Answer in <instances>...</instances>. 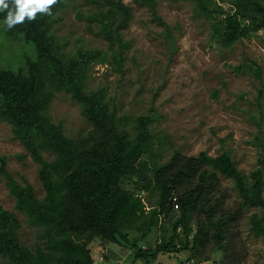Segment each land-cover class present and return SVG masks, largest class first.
<instances>
[{
    "label": "trees",
    "instance_id": "1",
    "mask_svg": "<svg viewBox=\"0 0 264 264\" xmlns=\"http://www.w3.org/2000/svg\"><path fill=\"white\" fill-rule=\"evenodd\" d=\"M134 1L148 7L153 21L165 25L158 0ZM189 1L208 20L213 40L223 47L264 33L263 0L223 1L228 8L218 0ZM65 2L57 0L52 14ZM98 4V12L89 20L108 43L112 62L122 69L130 46L122 32L130 26L133 9L124 0ZM52 14L38 13L32 22L3 28L10 36L22 34L34 50L18 67L0 63V121L12 126L13 138L26 149L18 158L30 156L38 164L45 195L40 198L32 184L17 180L7 168L8 156L0 153V182L5 181L16 199L15 208L27 216L44 242L33 248L24 244L20 218L0 204V258L9 264H94L89 243L98 238L131 247L143 261L159 252L181 250L199 256L216 243L225 264H241L247 253L235 243L234 224L240 210L264 207V154L250 174L239 169L228 151L189 156L175 150L165 160L168 149L154 151V116H137L133 134L121 127L107 89H87L89 68L102 51L78 46L68 54L52 31ZM3 16L0 13V20ZM231 68L238 74L249 70L263 82L262 67L255 62ZM59 92L68 93L80 105L92 125L86 135L95 137L92 143L86 136L68 137L63 123L53 121L50 105ZM262 94L260 90L259 97ZM222 177L234 181L242 197L239 211L227 205L231 196ZM143 191L157 197L155 204L147 205L138 196ZM173 194L179 209L170 202ZM161 222L170 230L163 229ZM156 227L165 232L162 241H155V247L139 245ZM252 228L264 235V214L253 215Z\"/></svg>",
    "mask_w": 264,
    "mask_h": 264
},
{
    "label": "rangeland",
    "instance_id": "2",
    "mask_svg": "<svg viewBox=\"0 0 264 264\" xmlns=\"http://www.w3.org/2000/svg\"><path fill=\"white\" fill-rule=\"evenodd\" d=\"M98 1L104 2L66 0L64 7L52 14L55 21L52 31L68 54H73L78 46L102 51L103 56L89 68L87 89H107L119 125L133 134L135 118L151 114L154 151L162 153L168 149L163 156L165 160L175 150L189 156L201 151L217 156L228 151L245 173L258 168L259 158L264 154V33L223 47L213 40L210 23L192 1L158 0V14L165 22L161 25L152 20L147 6L124 0L133 9V18L129 28L122 32L130 46L119 69L112 62L108 43L89 20L99 10ZM218 1L229 7L223 3L225 0ZM32 50L33 45L22 34L10 36L0 28V63L4 66L23 65L25 56L32 55ZM245 62L262 67L263 82L249 70L238 74L231 68ZM50 114L55 123H63L64 133L75 140L82 139L92 129L80 105L66 92L56 93ZM94 138L87 140L92 143ZM0 153L8 156L7 168L11 174L22 183L26 180L32 184L37 196L42 198L45 190L38 164L30 156L24 160L18 158L17 154H26V149L13 138L12 126L2 121ZM222 185L231 196L227 205L239 211L242 197L234 181L222 177ZM156 198L145 192L142 199L152 205ZM0 204L20 218L24 244L33 248L44 243L37 228L15 208L16 199L5 181L0 182ZM240 211L242 215L234 224L238 232L235 243L251 258L250 264H262L259 260L264 258V235L253 230L252 217L255 214L261 217L264 207ZM161 224L163 229L170 230L169 224ZM143 242L146 238L139 245ZM89 247L94 264H131L134 258L131 251L135 253L129 246L103 243L98 238ZM199 253L195 255L198 259L214 253L223 257L216 243ZM0 264L9 263L0 258Z\"/></svg>",
    "mask_w": 264,
    "mask_h": 264
},
{
    "label": "crops",
    "instance_id": "3",
    "mask_svg": "<svg viewBox=\"0 0 264 264\" xmlns=\"http://www.w3.org/2000/svg\"><path fill=\"white\" fill-rule=\"evenodd\" d=\"M165 232L162 230V227H156L152 232L146 237V242L141 244L142 247L156 246L155 241H162L163 234ZM149 241L150 243H148ZM154 242V243H153ZM131 255L134 257L131 264H225L221 258L220 253H214L210 256L207 255L204 258H196L187 250L173 251V252H159L156 257L150 258L148 261H143L140 258H137L135 253L131 251ZM251 258L248 256L241 264H250ZM260 263L264 264V258H260Z\"/></svg>",
    "mask_w": 264,
    "mask_h": 264
},
{
    "label": "clouds",
    "instance_id": "4",
    "mask_svg": "<svg viewBox=\"0 0 264 264\" xmlns=\"http://www.w3.org/2000/svg\"><path fill=\"white\" fill-rule=\"evenodd\" d=\"M56 3L57 0H0V13L4 14L0 28L11 30L24 24L25 20L32 22L38 13L51 15L52 6Z\"/></svg>",
    "mask_w": 264,
    "mask_h": 264
},
{
    "label": "built area",
    "instance_id": "5",
    "mask_svg": "<svg viewBox=\"0 0 264 264\" xmlns=\"http://www.w3.org/2000/svg\"><path fill=\"white\" fill-rule=\"evenodd\" d=\"M138 196L143 198V192L139 193ZM170 202L173 205L174 209H179V201H178L177 195L173 194L170 197ZM144 248H146V247H144Z\"/></svg>",
    "mask_w": 264,
    "mask_h": 264
}]
</instances>
